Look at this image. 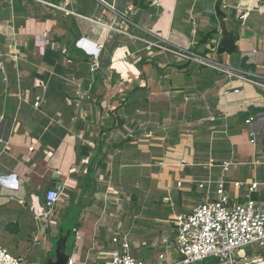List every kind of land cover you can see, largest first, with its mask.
<instances>
[{
	"label": "crops",
	"instance_id": "1",
	"mask_svg": "<svg viewBox=\"0 0 264 264\" xmlns=\"http://www.w3.org/2000/svg\"><path fill=\"white\" fill-rule=\"evenodd\" d=\"M221 22L237 30L233 53L217 51ZM158 40L190 47L242 78L147 43ZM0 45V205L27 203L38 214L45 191L63 178L58 171L69 177L65 195L78 190L87 167L94 182L107 179L112 164L140 157L165 160L163 183L209 172L216 181L231 159L227 179L256 181L252 197L264 200V90L243 79L264 75V0H0ZM228 86L239 92L223 95ZM249 115L257 121L255 146L244 123ZM181 158L189 162L184 168ZM227 189L244 202V189ZM190 192L199 193L195 186ZM96 215L88 206L80 214L81 237L72 244L78 258L105 244ZM33 221L24 234L41 250L30 262L45 263L60 221ZM135 243L140 257L153 253V242Z\"/></svg>",
	"mask_w": 264,
	"mask_h": 264
},
{
	"label": "built area",
	"instance_id": "2",
	"mask_svg": "<svg viewBox=\"0 0 264 264\" xmlns=\"http://www.w3.org/2000/svg\"><path fill=\"white\" fill-rule=\"evenodd\" d=\"M7 27L12 28L10 24ZM42 34L45 38L47 31ZM147 43L228 76H238L230 66L198 54L190 47L173 46L162 40ZM5 57L6 53L2 51L0 45V71L3 73ZM256 77L257 79L246 77L243 79L264 90V84L259 81L264 75L256 74ZM230 91L239 92V89L228 86L222 94L226 95ZM40 103L41 101L37 100L33 105L37 107ZM254 118L255 116L249 115L244 119V123L251 126L247 132L248 143L251 146L256 145L257 121ZM27 151L30 154L36 151V144L27 145ZM153 163L162 168L167 165L164 159L155 160ZM213 163L214 160L210 156L205 168L210 169ZM187 164L188 160L181 158L178 166L184 168ZM231 165V159L222 161V172L216 181L210 172L201 180L186 182L183 179H176L177 189L190 192L195 186L202 198L187 212H173L171 232L162 234L160 239L154 242L152 254L145 257L137 256L135 250L138 246L129 239L128 233L119 228H110L104 237V249L93 245L84 258L70 255L65 264H96V259L99 258L104 259L102 264H196L215 258L218 261L214 264H264V200H254L252 197L258 188L256 181L248 183L227 179L226 173ZM58 173L63 176L61 182L45 191L43 209L34 216L38 223H47V227L48 223H52L51 219L56 214L55 211L69 182L68 176L59 171ZM3 178H5L3 175L0 176V180ZM229 186L245 190L244 202L234 201L236 196L230 195L227 189ZM163 199L166 202L170 201L167 196ZM98 222H101L99 218ZM74 236L76 240L80 239L79 229L75 230ZM101 252L103 256H100ZM0 264L45 263L26 262L21 257L13 256L6 247L0 245Z\"/></svg>",
	"mask_w": 264,
	"mask_h": 264
},
{
	"label": "rangeland",
	"instance_id": "3",
	"mask_svg": "<svg viewBox=\"0 0 264 264\" xmlns=\"http://www.w3.org/2000/svg\"><path fill=\"white\" fill-rule=\"evenodd\" d=\"M3 98L5 96L2 93L0 109L4 106ZM202 138L206 140V136L198 135V139L202 140ZM140 139H145V137L141 136ZM199 156H203L202 151L199 152ZM152 161L154 160L149 157L147 159L140 157L133 163L123 164L124 166L114 163L107 179L102 177V179H98L95 176L97 179L93 186L96 190L92 192L88 211L97 214L96 217L100 219V226L104 229V233H108L110 228H119V230L128 233L132 242L148 241L154 244L162 234H170L174 219L173 212L184 211L190 205H194L196 201L201 200L200 192V194L197 192L187 193L177 189L176 180L175 182L172 180L171 183L167 180L166 183H163V176L167 173ZM69 193L67 191L65 195H69ZM41 194L39 196H43ZM65 195L63 193L55 211L56 214L51 219L53 225H56L55 222H61L59 212L69 205L68 196ZM166 196L170 198L169 202L164 201L163 198ZM36 213L37 210L29 207L27 203L22 206L20 202L10 201L0 205V245L6 247L13 256L21 257L26 262L35 259V255L37 256L41 250L39 246H31L32 241H28L24 234L26 229L30 228L31 222L34 225L33 217ZM72 222L73 220L70 221V224ZM42 224L47 223L43 222ZM50 224L48 223V226ZM50 228L52 229V226ZM71 229L74 230L73 227ZM74 238L71 234L68 240L67 253L69 255H74L72 245ZM56 239V234L51 236L52 247L44 261L54 254ZM132 253L135 255L134 252ZM136 253L137 256H141L139 249H136Z\"/></svg>",
	"mask_w": 264,
	"mask_h": 264
},
{
	"label": "trees",
	"instance_id": "4",
	"mask_svg": "<svg viewBox=\"0 0 264 264\" xmlns=\"http://www.w3.org/2000/svg\"><path fill=\"white\" fill-rule=\"evenodd\" d=\"M217 15L220 19L224 17V14L222 10H220L219 6H216ZM81 157L88 156V150L85 148L84 150H81L80 152ZM102 165L101 168L104 167V164H99V166ZM91 167H87V173L82 182H79L77 187L78 190L69 193V205L59 212V217L61 218V222L58 225L64 226L65 228H74L72 230V233L75 232L77 226H78V219L80 217V214L82 210L89 206L91 204V194L94 190V182L91 178L92 173H90ZM75 216V217H74ZM63 219V220H62ZM73 220L72 224H70V221ZM57 237V235H56Z\"/></svg>",
	"mask_w": 264,
	"mask_h": 264
},
{
	"label": "water",
	"instance_id": "5",
	"mask_svg": "<svg viewBox=\"0 0 264 264\" xmlns=\"http://www.w3.org/2000/svg\"><path fill=\"white\" fill-rule=\"evenodd\" d=\"M220 33L222 34V39L219 41L217 46L218 53H233L235 50V43L238 40L237 30L234 29L232 32H228L224 23H220ZM72 234L70 228H65L60 226L57 229V239L54 244V254L49 256L45 261V264H65L68 257L67 245L69 237ZM218 260L217 258L212 260H206L202 264H214Z\"/></svg>",
	"mask_w": 264,
	"mask_h": 264
}]
</instances>
